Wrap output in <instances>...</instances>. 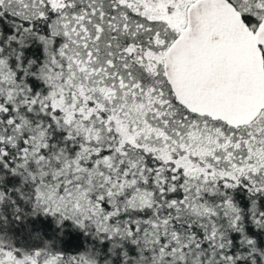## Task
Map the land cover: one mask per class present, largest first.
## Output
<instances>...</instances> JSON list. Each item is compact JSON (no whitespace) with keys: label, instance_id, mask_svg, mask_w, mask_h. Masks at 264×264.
I'll return each instance as SVG.
<instances>
[{"label":"snow or ice","instance_id":"1","mask_svg":"<svg viewBox=\"0 0 264 264\" xmlns=\"http://www.w3.org/2000/svg\"><path fill=\"white\" fill-rule=\"evenodd\" d=\"M0 264H264V0H0Z\"/></svg>","mask_w":264,"mask_h":264}]
</instances>
